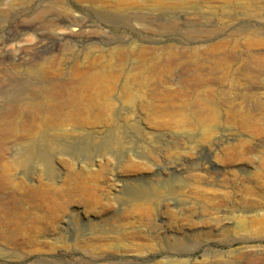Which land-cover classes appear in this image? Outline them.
<instances>
[{
  "label": "rangeland",
  "instance_id": "obj_1",
  "mask_svg": "<svg viewBox=\"0 0 264 264\" xmlns=\"http://www.w3.org/2000/svg\"><path fill=\"white\" fill-rule=\"evenodd\" d=\"M0 129V264H264V0H0Z\"/></svg>",
  "mask_w": 264,
  "mask_h": 264
},
{
  "label": "bare ground",
  "instance_id": "obj_2",
  "mask_svg": "<svg viewBox=\"0 0 264 264\" xmlns=\"http://www.w3.org/2000/svg\"><path fill=\"white\" fill-rule=\"evenodd\" d=\"M13 84L14 85L12 88L19 93V96L9 102L10 107L19 106L20 109H32L34 111H51L53 109V105L51 104V102L44 99L45 97H43V94L46 92L41 87V85H33L29 82H24L23 80ZM51 91L57 93V87L53 86L51 88ZM1 136L3 138V141L0 143V192L11 193L15 185L13 175L15 164L10 158L13 156V152L11 151L10 153L9 148L6 146L7 140L10 138L11 134L5 133V131L0 129V137ZM107 139H109V137ZM108 147L110 146L108 145ZM32 156L39 157V151H37V149L35 150V148L32 146L26 147V150H24L23 153L19 155L18 162L20 164L30 162Z\"/></svg>",
  "mask_w": 264,
  "mask_h": 264
}]
</instances>
